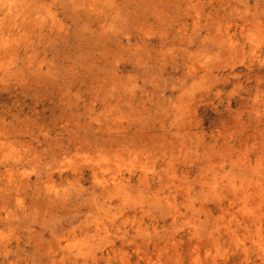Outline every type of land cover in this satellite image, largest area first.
Wrapping results in <instances>:
<instances>
[{
	"label": "rangeland",
	"instance_id": "rangeland-1",
	"mask_svg": "<svg viewBox=\"0 0 264 264\" xmlns=\"http://www.w3.org/2000/svg\"><path fill=\"white\" fill-rule=\"evenodd\" d=\"M7 3L0 264H264V0Z\"/></svg>",
	"mask_w": 264,
	"mask_h": 264
},
{
	"label": "bare ground",
	"instance_id": "bare-ground-1",
	"mask_svg": "<svg viewBox=\"0 0 264 264\" xmlns=\"http://www.w3.org/2000/svg\"><path fill=\"white\" fill-rule=\"evenodd\" d=\"M5 3H6V0H0V16H1V14H3L4 13V10H11V4L10 3H7L6 5H5ZM5 5V7H3ZM10 12V11H9ZM10 13H12V12H10ZM26 13H27V11H23L22 12V14L21 13H19L18 11L17 12H15V13H13V14H9L7 17H6V24L4 25V22H1L0 23V34L1 33H3V31L4 32H7V31H12L13 29H15V28H18V32H20V31H24V33H23V36L24 35H26L28 32L27 31H29L30 30V28H32L31 26H33L32 24H31V22L32 21H34V20H36V19H33V17L31 18V21L29 22V20H30V16H27L26 15ZM8 13H6V15H7ZM18 14V15H17ZM51 14V13H50ZM49 14V15H50ZM5 15V16H6ZM31 15V14H30ZM43 15V14H42ZM32 16V15H31ZM45 15H43V16H40L41 17V19L44 17ZM40 17H39V19H40ZM5 18V17H4ZM44 19H45V17H44ZM53 19V18H52ZM48 21V20H47ZM53 21H55V19L53 20ZM56 22V21H55ZM39 23V22H38ZM40 23H42V22H40ZM39 23V24H40ZM35 24V23H34ZM40 25H42V24H40ZM21 28V29H20ZM34 28V27H33ZM19 29H20V31H19ZM14 31V30H13ZM14 33L16 34V32L14 31ZM5 34H8V32L7 33H5ZM11 34V33H10ZM18 34V33H17ZM2 35V34H1ZM9 35V34H8ZM10 36V35H9ZM11 36H12V34H11ZM18 36V35H17ZM7 36L5 35V38H6ZM11 38V37H10ZM7 39V38H6ZM12 39V38H11ZM2 40V39H1ZM3 40H4V38H3ZM8 40V39H7ZM10 40V39H9ZM14 40V39H13ZM18 40V39H17ZM4 41H6V40H4ZM10 42H11V40H10ZM3 43V42H2ZM1 43V44H2ZM8 43V42H7ZM17 43H18V41H17ZM0 44V45H1ZM4 44V43H3ZM15 45V43H13L12 42V46L14 47V45ZM19 44V43H18ZM16 46V45H15ZM103 158V157H102ZM97 164H98V162H97ZM244 164V163H243ZM95 165V164H94ZM98 165H100V163L98 164ZM97 165V166H98ZM95 167H96V165H95ZM93 169H94V167H93ZM96 169V168H95ZM96 171H97V169H96ZM94 172L92 171V174H93ZM80 175V174H79ZM144 177H145V179H147L146 178V176L144 175ZM96 179L98 180V182H100L103 186L101 187V189H103V190H106V191H109L110 189H111V185L109 184V183H106V182H104V181H101V179L97 176L96 177ZM93 180H95V179H93ZM116 180V179H115ZM124 181V179H122V178H120V179H118V181H116V183L117 182H119L120 183V185L122 184V182ZM146 184H147V181L145 182ZM214 183H216V178H214ZM114 184V186H116V184L115 183H113ZM217 184V183H216ZM215 184V185H216ZM215 188V187H214ZM256 220V219H255ZM237 240V239H236ZM237 245H239L240 246V248H241V246H242V243L241 242H239V240H237ZM66 246V245H65ZM68 247V246H67ZM244 249V248H243ZM213 259H215V258H213ZM196 262H197V260H196Z\"/></svg>",
	"mask_w": 264,
	"mask_h": 264
}]
</instances>
